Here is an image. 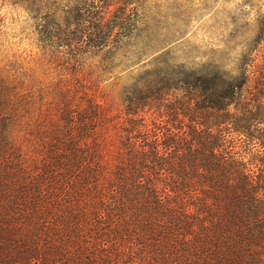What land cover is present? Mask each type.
<instances>
[{
	"label": "trees",
	"instance_id": "trees-1",
	"mask_svg": "<svg viewBox=\"0 0 264 264\" xmlns=\"http://www.w3.org/2000/svg\"><path fill=\"white\" fill-rule=\"evenodd\" d=\"M24 1L54 8L42 33L71 78L24 154L0 77V264H264V19L187 68L158 50L159 0ZM131 71L110 115L98 83Z\"/></svg>",
	"mask_w": 264,
	"mask_h": 264
},
{
	"label": "rangeland",
	"instance_id": "rangeland-1",
	"mask_svg": "<svg viewBox=\"0 0 264 264\" xmlns=\"http://www.w3.org/2000/svg\"><path fill=\"white\" fill-rule=\"evenodd\" d=\"M16 1L0 0V77L11 89L16 121L14 144L22 153L32 154L40 134L52 129L57 115L56 93L71 77L64 69L67 65L62 56L57 58L53 48L47 47V34L42 33L46 19L53 13L52 5L34 18L24 9V0ZM158 7L156 13L164 21L160 34L167 42L158 50L169 53L175 63L187 68H196L209 59L224 62L233 55V40L247 33L253 35L256 20L264 19V0H159ZM149 60L148 56L141 59ZM97 61H85L80 69V75L89 76L94 84ZM258 70L262 72L264 66ZM132 76L133 72H114L98 83L94 94L108 107L110 115L120 112L121 92Z\"/></svg>",
	"mask_w": 264,
	"mask_h": 264
}]
</instances>
